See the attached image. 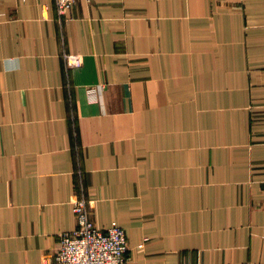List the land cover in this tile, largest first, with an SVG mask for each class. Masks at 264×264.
Masks as SVG:
<instances>
[{"label": "crops", "instance_id": "obj_1", "mask_svg": "<svg viewBox=\"0 0 264 264\" xmlns=\"http://www.w3.org/2000/svg\"><path fill=\"white\" fill-rule=\"evenodd\" d=\"M81 196L128 264H264V0H0V264Z\"/></svg>", "mask_w": 264, "mask_h": 264}, {"label": "built area", "instance_id": "obj_2", "mask_svg": "<svg viewBox=\"0 0 264 264\" xmlns=\"http://www.w3.org/2000/svg\"><path fill=\"white\" fill-rule=\"evenodd\" d=\"M53 1L58 20H68L75 0ZM64 61L67 68L81 65L78 56L65 54ZM72 210L76 226L71 232L60 235V247L45 259V264H128L126 234L116 222L111 223L105 230L96 228L84 196L73 202Z\"/></svg>", "mask_w": 264, "mask_h": 264}]
</instances>
